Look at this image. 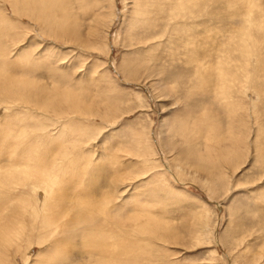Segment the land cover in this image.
<instances>
[{"label": "rangeland", "instance_id": "1", "mask_svg": "<svg viewBox=\"0 0 264 264\" xmlns=\"http://www.w3.org/2000/svg\"><path fill=\"white\" fill-rule=\"evenodd\" d=\"M231 2L0 0V264H264V0Z\"/></svg>", "mask_w": 264, "mask_h": 264}, {"label": "bare ground", "instance_id": "2", "mask_svg": "<svg viewBox=\"0 0 264 264\" xmlns=\"http://www.w3.org/2000/svg\"><path fill=\"white\" fill-rule=\"evenodd\" d=\"M240 0H233V2H231V3H233V6L232 7H234V9L236 10V11H238V8L237 7H235L234 6V4H237V2H239ZM243 1V0H242ZM244 1H246V0H244ZM253 2V1H252ZM247 3H249L250 4V2H247ZM253 4H254V2H253ZM231 5V4H230ZM231 7V8H232ZM235 10L233 11V12H235ZM240 11V10H239ZM241 14V13H240ZM240 17V16H239ZM244 17V16H243ZM230 18V17H229ZM225 19V18H224ZM231 21H232V23L231 24H233V27H235V28H239V26L240 27H242L241 25H240V23L237 21V19L236 18H233V17H231V19H230ZM226 21V20H225ZM229 23V22H228ZM244 23V22H243ZM230 25V24H229ZM239 29H241V28H239ZM242 31V30H241ZM239 31H237L236 32V35H237V33H238ZM199 34L201 33V32H198ZM243 33V32H242ZM241 33V35H243ZM235 35V36H236ZM238 36V37H242V36ZM199 36V35H198ZM198 36H197V38H198ZM220 38V36H219V33L218 32H215V31H211L210 29H207V30H205V31H202V33L200 34V40L202 41V43L203 42H207V44H213L214 42H218V40L217 39H219ZM222 39L224 38V37H221ZM236 37H232V38H230L231 39V41H230V43L228 44V40L229 39H227L226 38V42H224V43H227V48H228V50H225V52H224V55L225 56H227V58H229V55L230 54H233L234 52L233 51H236V50H234V44H232V43H235V41L234 40H232V39H235ZM192 39V38H191ZM199 39V38H198ZM197 39V40H198ZM193 40V39H192ZM239 41V40H238ZM200 42V41H199ZM239 44V43H238ZM231 45V46H230ZM240 49V48H239ZM232 50V51H231ZM241 51V50H240ZM231 57V56H230ZM216 78V77H215ZM213 80H212V82H214V78H212ZM1 173H3V172H1ZM0 173V184L1 183H4V182H6L7 180H8V176L7 175H4V174H1ZM41 180V179H40ZM35 181V180H34ZM33 181V182H34ZM32 182V183H33ZM46 183V182H45ZM41 185V184H40ZM45 185V184H44ZM52 185V184H51ZM47 192V191H46ZM43 193V192H42ZM114 219V218H113ZM95 222V221H94Z\"/></svg>", "mask_w": 264, "mask_h": 264}]
</instances>
